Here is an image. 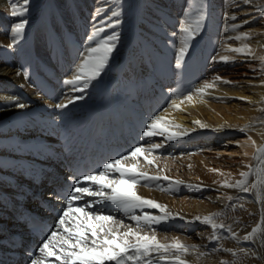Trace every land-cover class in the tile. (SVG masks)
Listing matches in <instances>:
<instances>
[{
  "label": "bare ground",
  "instance_id": "6f19581e",
  "mask_svg": "<svg viewBox=\"0 0 264 264\" xmlns=\"http://www.w3.org/2000/svg\"><path fill=\"white\" fill-rule=\"evenodd\" d=\"M13 3L20 8L27 6L26 17L11 15ZM202 7L205 12L202 31L192 42L184 64L177 67V51L183 45L181 21L194 25ZM258 7H264V0H251L250 4L243 0H28L27 5L23 0H0V97L15 95L19 98L17 102L27 105L0 107V257L14 251L16 255L9 264H29L28 259L35 258L34 250L39 255L41 241L28 239L21 249L12 244L15 232L28 237L23 223L26 213L38 210L53 223L55 230L57 214L64 206L50 195L56 193V186L63 189L70 185L69 177L78 176L84 162L92 168L89 171L95 172L103 163L134 146L146 147V141L141 139L142 131L152 117L159 115L169 124L179 125L180 130H188L190 135L164 142V148L156 153L161 157L160 167L167 165L164 174L184 181L179 191L169 194L143 186L135 189L144 198L166 205L175 216L156 226L157 238L167 237L169 242L178 238L190 247L195 245L200 251L208 252L206 256L191 252L187 257L190 264L221 261L229 264L237 257L225 252L226 248L238 253L248 250L246 264H264L261 259L264 245L257 244L249 250L251 242L242 240L252 227L261 224L260 205L254 202L257 189L240 193L221 187L225 180L241 179L239 173L247 171L245 165L249 164L254 171L261 168L249 177V183L255 182L257 176L264 178V161L253 159L255 148L250 142L245 144L246 134L238 131L255 126L247 135L252 136L257 146L264 145V125L260 124L264 120L261 84L264 70L258 59L231 51L247 44L256 57L264 56V18L259 16ZM98 8L101 12L94 20ZM113 9L120 13L112 18L118 19L119 24L101 33L102 36L113 31L119 33L108 66L82 93V100L65 109H56V103H68L69 97L82 95L70 91L63 80L71 78L70 68L74 69L80 62L79 54L87 46L86 36L93 24ZM226 13L236 14L237 20L225 19ZM25 18L28 24L22 38L10 47L13 25ZM245 20L250 23L235 32L230 30L232 24ZM173 32L177 35L173 36ZM244 32H249L252 38L240 41L227 38ZM219 43L226 53L218 52ZM217 53L228 57L227 62L223 61L230 62L228 69L215 67L219 64L213 63L211 56ZM24 72L28 73V79L24 78ZM217 74L232 83L218 81L215 88L208 89L209 95H193L191 102H181L185 94L202 87L205 80ZM173 99L179 109L170 107ZM8 103L0 99V105ZM230 108H236V112ZM196 120L207 127L195 125ZM193 128L196 130L192 131ZM151 139L163 142V137ZM150 174H153L151 170ZM186 184L204 187L195 190ZM258 187L264 191V185ZM229 195L239 199L228 201ZM34 198L40 203L38 208L34 202L22 205ZM48 200L56 207L57 214L44 210L42 203ZM236 202L243 204L244 213L239 215ZM96 207L104 209L105 205ZM108 211L125 223H132L112 206H108ZM145 211L156 214L158 210ZM215 213H221L217 221L231 225L238 239L221 232L223 241L211 240L210 226L194 220L196 216ZM213 246L216 251H212Z\"/></svg>",
  "mask_w": 264,
  "mask_h": 264
},
{
  "label": "snow or ice",
  "instance_id": "6c2138e0",
  "mask_svg": "<svg viewBox=\"0 0 264 264\" xmlns=\"http://www.w3.org/2000/svg\"><path fill=\"white\" fill-rule=\"evenodd\" d=\"M25 5L28 0H23ZM243 3L250 4L251 0H243ZM238 6V5H235ZM203 7H206L203 6ZM203 7L199 16L192 23L185 24L181 21L179 31L183 34V45L178 48L176 55V66L180 67L184 64L186 57L189 55L192 42L200 35L202 31V20L205 12ZM258 14L264 18V7H258ZM98 8L93 15L96 19V14L100 13ZM28 13L27 6L20 8L15 3L11 7L12 16L26 17ZM120 13L112 10L107 17H104L93 24L92 30L86 36L87 46L83 53L79 54L80 62L74 69L70 68L72 73L70 79H64L63 83L70 91L76 93H84L89 86L97 81L108 66L111 55L116 48V43L119 40V33L113 31L110 35H101L106 33L108 28H113L119 24V20L113 21V17H119ZM187 15V13H186ZM256 17H252L255 19ZM225 19L237 20L236 14L228 16L225 14ZM250 23V20H245L237 24H232L230 30L235 32L237 28L243 24ZM28 20L25 18L19 23H15L12 27V44L22 38L25 26ZM173 36L177 32L172 33ZM264 35V33H262ZM228 39L249 40L252 37L249 32H244L242 35L229 36ZM264 46V45H262ZM231 51L242 53L246 57H252L260 61L261 69L264 70V56L256 57L255 52L247 45L242 47L232 48ZM219 56V53H217ZM213 63L219 62L216 57L211 58ZM220 60L227 62L228 57H220ZM255 72V69L253 70ZM20 74L19 72L17 73ZM24 78L28 79V73H23ZM230 84L231 81L223 79L221 76L214 75L211 80H205L202 87H197L185 94L181 99L191 102L193 95H209L208 89L216 87V82ZM264 86V81L261 82ZM23 87V85H21ZM83 95L72 96L68 98V103H56V109H65L69 104L75 103L77 100H82ZM0 99L9 102L7 105L0 107L12 106L25 108L27 105L23 102H17L18 97L2 96ZM246 99V98H241ZM170 107L179 109L176 99L172 100ZM167 111V109H165ZM264 111V109H262ZM200 128H206L207 125L199 120L193 122ZM167 127H161V125ZM264 125V120L260 121ZM255 126H246L238 129L241 133L246 134L245 144L250 142L255 148L253 159L257 162L264 161V145L257 146L256 141L247 132ZM172 129V130H169ZM196 129L193 128L192 131ZM221 130V129H214ZM190 135L188 130H180L179 125H171L168 121L157 115L146 123L145 129L142 131L141 139L146 141L147 146L138 145L132 147L127 153L114 158L109 162L102 164V167L95 172L83 174L81 176L69 177L70 185L67 190H62L54 194L55 199L63 202V207L60 208L57 214L55 230L50 229V234L43 239L38 246L36 255L29 258V264H190L187 257L191 252L196 251L199 256H206L208 252L200 251L195 245L189 246L178 238L172 239L170 242L165 237L163 240L157 238V227L166 223L175 216L168 211L167 206L155 201L154 199L144 198L137 194V189L140 186L155 188L161 191L173 194L179 191L180 186L184 184L182 180H173L168 175L167 165L160 167L159 162L161 157L157 155L159 149L164 148V142L175 141L181 137ZM163 137V142H153L152 137ZM237 146L240 142L237 141ZM203 151V149H201ZM191 156L195 153H186ZM247 156V153H244ZM189 168L192 165H188ZM247 171L239 173L241 179L235 182L225 180L221 187L236 189L240 193H250L253 189H257L256 202L260 205V221L261 224L252 227L251 231L242 237L243 241L251 242V248L254 249L257 244L264 245V191L260 190L259 185H264V178L257 176V180L249 183V177L256 175L261 171L258 167L253 170L252 165H245ZM150 170L153 174H150ZM212 172H218V169H209ZM224 175L223 172L219 173ZM167 182V183H163ZM189 189L200 190L202 185L186 184ZM93 198V199H88ZM228 201L239 199V197L227 196ZM104 204L105 208H97V205ZM108 206L123 213L132 223H125L123 219L115 217ZM235 207V205H230ZM243 207V205H241ZM145 209H156V214L146 212ZM221 213H215L208 216H196L194 220L200 221L204 225L211 228L210 239L218 241L220 233L226 232L233 239H238V234L233 230L231 225H225L222 221L218 222L216 217ZM249 215H253L249 213ZM184 219V217H180ZM259 238V239H258ZM217 249L213 246L212 251ZM232 257L239 258L233 261L232 264H246L249 256L248 250H241L240 253L231 248L224 249ZM259 255L258 252L255 253ZM264 259V256H261ZM220 264H225L221 261Z\"/></svg>",
  "mask_w": 264,
  "mask_h": 264
},
{
  "label": "rangeland",
  "instance_id": "374dc122",
  "mask_svg": "<svg viewBox=\"0 0 264 264\" xmlns=\"http://www.w3.org/2000/svg\"><path fill=\"white\" fill-rule=\"evenodd\" d=\"M219 49H220V51H219ZM224 48H222L221 49V47H220V43H219V48H218V52L220 53V52H222V53H226V51H222ZM226 49V48H225ZM212 57H217L215 54H213L212 56H211V58ZM220 57H225V55H223V56H218L216 59L217 60H219V62H217L219 65L218 66H215L216 68H219V69H223V68H227L228 69V64H230V62L229 63H227V64H225V63H223V61L222 60H220ZM220 61H222V62H220ZM116 62H119L118 60L116 61ZM65 79V78H64ZM63 88V90L65 91L66 89H65V87L63 86L62 87ZM68 91V90H67ZM70 92V91H69ZM85 94H87V93H85ZM83 95V94H82ZM232 105V104H231ZM230 110L231 111H233V113H235L236 112V108H230ZM216 116L214 115V117H213V119L215 118ZM231 118H233L232 116H231ZM49 188L51 189L52 187L51 186H49ZM52 190V189H51ZM43 194V193H42ZM31 202L33 203V202H35V203H38L37 202V200L34 198V199H32V200H25V203H22V205H29V204H31ZM17 206L19 205V204H16ZM241 205H243L242 203L240 204V203H237L236 202V206H237V209H238V211H239V215L241 214V213H244V207H241ZM16 206V207H17ZM26 208V207H25ZM26 209H30V208H26ZM15 233H17V232H15ZM221 242V241H223L221 238L217 241V242ZM12 244L13 245H15V242H14V240L12 239ZM36 253V252H35ZM16 255V252H14V251H11L9 254H6V255H4V256H2V257H0V262H3V264H9V262L14 258V256ZM239 258H234V259H232V260H230L229 261V264H232V262L233 261H236V260H238ZM26 262V261H25ZM28 262H29V259H28Z\"/></svg>",
  "mask_w": 264,
  "mask_h": 264
}]
</instances>
